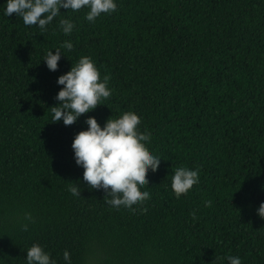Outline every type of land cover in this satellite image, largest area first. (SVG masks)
<instances>
[{
	"label": "trees",
	"instance_id": "trees-1",
	"mask_svg": "<svg viewBox=\"0 0 264 264\" xmlns=\"http://www.w3.org/2000/svg\"><path fill=\"white\" fill-rule=\"evenodd\" d=\"M0 0V264H26L41 245L57 264H264V0H116L95 23L61 9L47 31L4 15ZM75 28L66 36L60 19ZM65 41L71 51L61 48ZM61 48L58 70L44 57ZM90 56L112 95L76 123H52L61 75ZM132 112L145 147L151 199L136 214L91 189L72 143L94 117ZM177 167L200 182L179 199ZM74 184L81 197L69 189ZM110 199V197H109ZM211 200L212 207H205ZM147 208V212L143 209ZM25 213L35 222L20 227ZM193 213L195 215H193Z\"/></svg>",
	"mask_w": 264,
	"mask_h": 264
},
{
	"label": "clouds",
	"instance_id": "clouds-1",
	"mask_svg": "<svg viewBox=\"0 0 264 264\" xmlns=\"http://www.w3.org/2000/svg\"><path fill=\"white\" fill-rule=\"evenodd\" d=\"M61 9L79 12L86 9L85 19L95 23L102 14L116 11V0H7L4 5V15L13 14L20 17L25 26H36L41 31H47L48 25L61 14ZM59 27L63 34L70 35L75 24L70 19H60ZM74 45L65 41L61 48L71 51ZM61 48L47 52L43 59L47 68L55 72L63 53ZM64 56V55H63ZM57 84L63 86L55 99L58 106L52 107V123L63 121L65 126H71L84 114L92 112L101 101L112 95L108 87L109 77L101 79L99 69L90 56H81L70 71L57 79ZM87 130L79 132L72 143L74 160L82 167L83 181L91 189L105 191L104 203L113 210L124 209L135 215L136 210L144 202L151 199L150 191H141L148 185L149 171H158L162 159L153 155L145 147L151 143V137L145 132H139L141 120L132 112H124L119 118L112 116L103 127L94 117L85 121ZM200 182L199 169L177 167L172 174L171 188L176 198L186 195ZM75 186L69 191L74 197H81V191ZM110 197V199H109ZM205 207H212V201L205 202ZM147 212V208L143 209ZM193 215H195L193 213ZM257 215L264 219V202L259 205ZM25 223L20 225L23 231H28L29 224L34 223L31 213H25ZM65 264H72L70 253H63ZM223 259L228 264H242L241 258L227 256ZM26 264H57L51 254L39 244H33L26 252Z\"/></svg>",
	"mask_w": 264,
	"mask_h": 264
}]
</instances>
